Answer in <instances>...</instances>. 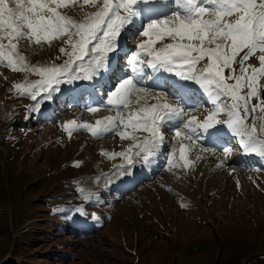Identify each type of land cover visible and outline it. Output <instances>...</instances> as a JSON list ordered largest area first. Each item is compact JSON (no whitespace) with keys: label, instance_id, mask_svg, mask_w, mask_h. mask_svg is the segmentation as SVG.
<instances>
[{"label":"rangeland","instance_id":"374dc122","mask_svg":"<svg viewBox=\"0 0 264 264\" xmlns=\"http://www.w3.org/2000/svg\"><path fill=\"white\" fill-rule=\"evenodd\" d=\"M62 11L79 21L95 8L79 0L75 7ZM64 39L54 40L51 45L21 40L19 52L30 66L62 64L67 56L60 49L68 48ZM140 40L137 34L131 41L139 43ZM132 49H135L133 44L125 53L130 55ZM121 56L122 53L119 64L127 62L126 55ZM248 63L257 65L258 61L254 58ZM0 74V85H8L0 89V122L4 121L0 124V138L5 141H0V257L7 250L12 253L13 262L9 264H49L50 257H57L56 264H62L61 256H73L67 264H74L75 258L81 260L76 264H264V168L234 160L235 155L242 153L238 146L229 148L232 154L226 160L227 166L216 163V153L198 158L201 150L195 146L188 151L193 159L189 167H173L167 158L173 147L177 148L178 158L179 144L169 128H164L165 143L158 156L160 162L150 179L138 181L140 184L121 193L107 191L100 185L87 183L88 177L104 174L111 175L107 180L116 179L119 174L113 168L122 164L123 159L102 153L124 151L132 141L122 140L116 132L92 137L87 130L81 129L69 135L62 126L65 120L70 121L67 117H70L71 108L59 111L60 115L46 124L36 125L35 140L30 132L22 128L18 131L17 121H10L16 116L20 120L24 114L29 115V106L42 100L38 97L33 101L13 87L14 83L39 79L38 74L12 71L4 65H0ZM10 90L17 103L12 104ZM26 100L28 102L23 103ZM208 111V108L203 110L199 120ZM83 114L78 120L93 122L94 116ZM109 114L106 112L101 116ZM20 132L23 141L19 140L22 139ZM139 133H136L138 137L144 135ZM14 136L18 139L9 142ZM48 140L52 142L46 146ZM40 141L45 146H41ZM232 143L237 145V140ZM86 172L93 175L84 177L87 184L82 181L81 188L91 191L94 203L103 199L98 197L101 194L108 198L116 195V199H110V204L101 208L104 217L110 221L100 233L108 240L92 246L91 241L84 238V245L81 242L63 245L62 236L42 229L48 226L54 230L55 222H67L73 206L89 213V203L76 199L84 194L78 192L74 198V187L79 186V180ZM89 186H95V191ZM190 196L197 198L202 206L206 202L202 207L206 210L202 211L194 204L187 207ZM207 211L215 229L204 214ZM41 216L43 221L35 222ZM33 224L41 226L40 229L35 230ZM23 226L26 229L21 230ZM122 234L125 237L119 238Z\"/></svg>","mask_w":264,"mask_h":264},{"label":"snow or ice","instance_id":"6c2138e0","mask_svg":"<svg viewBox=\"0 0 264 264\" xmlns=\"http://www.w3.org/2000/svg\"><path fill=\"white\" fill-rule=\"evenodd\" d=\"M78 2L0 0V65L39 76L30 83H14L19 94L33 101L49 100L64 84L110 79L119 68L125 34L132 39L138 34L141 40L135 50L125 54L129 71L117 78L101 101L115 114L95 124L67 121L62 127L69 135L83 129L93 137L116 132L122 140H131L124 151L102 153L123 159L114 168L121 177L125 167L151 162L165 143L164 128L174 131L179 144L178 158L176 147L167 158L173 167L186 169L192 163L187 152L204 133L213 135L218 125H226L245 151L264 156V0H83L95 11L77 21L62 9ZM25 39L35 45L64 39L68 48L60 51L67 59L30 66L19 52V42ZM252 57L257 65L248 63ZM165 75L195 83L210 98L211 110L202 120L184 119L182 104L143 86L145 81L159 85ZM180 88L188 91L183 83ZM88 111L96 113L99 107L89 106ZM137 132L144 135L138 137ZM79 191L85 200L93 198L84 189ZM76 211L83 214L82 208ZM93 219L99 217L93 214Z\"/></svg>","mask_w":264,"mask_h":264},{"label":"bare ground","instance_id":"6f19581e","mask_svg":"<svg viewBox=\"0 0 264 264\" xmlns=\"http://www.w3.org/2000/svg\"><path fill=\"white\" fill-rule=\"evenodd\" d=\"M125 36H129L128 34H125ZM127 45H125V41L124 39L121 41V45H120V50L119 52L122 50V49H125V51L127 50L126 49ZM27 62V61H26ZM29 64V61L27 62ZM8 72V71H7ZM10 74V73H9ZM12 74V73H11ZM115 74V73H114ZM113 74V75H114ZM1 75V74H0ZM125 73L124 74H121V76L119 78H122L124 77ZM8 76V74H7ZM105 79H109L108 77H105ZM104 79V80H105ZM111 79V78H110ZM112 81V80H111ZM80 83H82L87 89L89 90H93V91H98L97 88H95L94 86L96 85V83H93V82H90V83H87V81H80ZM166 84H164V79L162 78V80L160 81L159 85H156L154 81H147L145 82V84L143 86H146L150 89H152L153 91H156V92H159V91H162V87H164ZM196 87H198V85H196ZM63 88V91L64 90H68L69 88L64 84L62 86ZM199 93L202 94L203 92H201V89L199 88ZM57 94H60V91L55 93L53 96L57 97ZM94 94H96L94 92ZM60 96V95H58ZM77 97V92H73V95H72V100H75ZM175 97V96H174ZM187 97H189L190 99L189 100H183L180 104H182L184 107H185V111L188 112L192 106H193V101L197 98H199L198 95H195V93H188ZM106 98H107V95H106ZM169 101L171 100V98H169ZM210 99V98H209ZM104 100H106L104 98ZM101 101L102 99L98 96V95H95V99H93V101L90 100V103L88 104V107L89 106H93V107H99V111H97L95 114H101L102 112L106 113V111H110L109 108H106V106H101ZM154 102V101H153ZM173 103V102H171ZM175 104V103H174ZM106 108V109H104ZM87 111H88V108H87ZM35 113L36 115L40 116V114H43V112L40 111V105L39 107H36L35 108ZM88 114H90V112L88 111ZM93 114V113H92ZM110 115V114H109ZM112 115V114H111ZM202 115V114H201ZM189 116H194V114H190ZM103 118V117H102ZM189 118V117H188ZM187 118V119H188ZM248 122V121H247ZM173 132V135H175L174 131L171 130ZM215 138H216V141L219 142L218 144L215 143V142H212V136H209L207 133H204L203 134V137L201 140H199L197 142V147L199 149H207V151H199L201 152V154L199 155L198 154V158H201V157H204V156H207V154L209 153L210 151V148L211 146H216V148L218 149V147H220V144L221 142L223 143L224 140H228V139H231L232 140H235V139H238V137H235L231 134V132L227 129V126L226 125H218L217 126V131L215 132ZM140 134V133H139ZM218 134V135H217ZM184 143H188V141H183ZM204 144H207L208 147H205ZM240 144V143H239ZM204 146V147H202ZM237 146V145H236ZM234 149V148H233ZM162 149H160L161 151ZM195 150V149H194ZM160 151L157 153V156L160 155ZM224 151L225 150H218L216 151L215 150V153H216V157L218 158L217 159V162L218 164L220 165H226L225 161L227 160L228 156L225 158L224 157ZM236 152V151H235ZM191 154V153H190ZM242 155H246V154H254V155H257L259 157H261V162L264 163V156H261L259 154H256V153H249L247 151H245L244 149H242V153H240ZM213 154H209L208 156H212ZM238 155V154H237ZM187 156H188V159L192 161V158L189 157V152L187 153ZM233 156V155H232ZM214 157V156H213ZM197 158V159H198ZM211 158V157H210ZM159 160V159H158ZM232 160V159H231ZM241 160V159H240ZM155 159L152 158L151 159V162L149 164H144L142 161L140 162H137L134 167L132 169H129L127 167H125L123 169L124 171V176L121 177L120 175L116 178V179H111L110 180L107 178L108 177H111L110 176H105L104 174H98V175H95V176H91V177H88V180H87V183H90L91 185H95V184H101L102 187L104 188H111V187H115L117 190H123L125 188H128V187H131L132 185H134L138 179H140L141 177L143 178H147L149 175V170L151 169L150 168V165L152 163H154ZM234 161V160H233ZM227 162V161H226ZM191 165V164H190ZM224 165V166H225ZM231 165V164H230ZM145 168V170H140L138 167H142ZM238 166V165H237ZM241 166V165H240ZM230 168H233V167H230ZM228 169V168H227ZM140 170V171H139ZM229 171V170H228ZM231 171V169H230ZM117 174H119V171H117ZM109 181H112L111 183Z\"/></svg>","mask_w":264,"mask_h":264}]
</instances>
